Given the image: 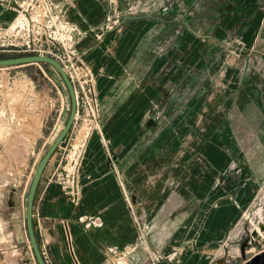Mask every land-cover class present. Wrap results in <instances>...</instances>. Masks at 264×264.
<instances>
[{
  "label": "rangeland",
  "instance_id": "1",
  "mask_svg": "<svg viewBox=\"0 0 264 264\" xmlns=\"http://www.w3.org/2000/svg\"><path fill=\"white\" fill-rule=\"evenodd\" d=\"M21 2L10 1L18 8ZM105 11L147 27L140 33L120 28L128 67L125 76H115L112 92L99 91L97 76H87L91 92L83 98L78 92L80 120L65 146V162L73 172L83 149L73 153L74 143L82 131L85 137L103 134L109 149L116 147L143 240L150 248L162 246L170 232L174 246L177 223L212 187L229 176L241 179L247 168L264 167V0H106ZM107 25L105 19L104 33L118 31ZM13 74L19 92L35 84L48 125L58 121V133L70 100L57 72L45 64L0 68L2 92ZM129 98L137 100L121 101ZM23 142L8 143L0 176H23L35 161L32 147L21 149ZM263 195L264 185L254 206L264 203ZM244 225L234 239L239 242L227 244L232 250L239 251Z\"/></svg>",
  "mask_w": 264,
  "mask_h": 264
},
{
  "label": "crops",
  "instance_id": "2",
  "mask_svg": "<svg viewBox=\"0 0 264 264\" xmlns=\"http://www.w3.org/2000/svg\"><path fill=\"white\" fill-rule=\"evenodd\" d=\"M10 1L0 0L1 42L12 38V33L6 32L21 10L12 6ZM51 1L62 8L66 20L76 28L73 51L79 65L87 67L93 77L97 76L99 91L114 90L112 85L116 84L113 83L115 76H125L124 72L127 73L128 67L126 49L122 47L125 34L121 33L120 28H126L124 32L131 28V32L140 33L139 30L147 25L143 21L131 23L125 16L120 17L119 24L114 27L118 31L104 33L106 0ZM64 6L68 8L64 10ZM59 49L58 45L54 47V50ZM2 86L0 84V88ZM11 86L15 87L14 81ZM3 93L0 89V96ZM127 100L133 103L137 99H121ZM2 104L1 101L0 106ZM79 112L78 105L75 122L46 165L35 198V233L47 264H110L106 256L108 247L125 248L136 244L142 235V222L136 212L131 211L120 182L122 180L126 185L120 173L122 169L116 147L114 145V150H110L103 134L102 137H89L90 131L85 137L86 131L80 133L74 143L73 153L78 150L80 152L81 147L83 149L78 154L79 164L76 162L77 167L75 164V170L70 172V163L65 162V146L80 120ZM48 121L49 116L42 113L35 136L30 144L24 142L21 148L28 150L32 147L31 153L37 156L29 167H25V173L22 174L24 181L33 168L35 171L41 156L57 134L54 130L58 121L50 126ZM110 121L119 122L120 119ZM7 145L9 144H5V149ZM5 168L8 170L7 166ZM6 169L2 170L1 167L2 175L7 172ZM16 172L11 174H19V171ZM244 173L241 179L229 176L212 187L205 197H200L202 202L177 223L178 238L172 240L174 246L168 243L169 232L160 241L162 246L149 247L150 257H153L152 253L160 251L162 258L149 260L147 252L140 249L133 255L131 264H242L245 258L240 248L235 251L227 244L229 241H239L234 239L241 234L240 222L244 224L245 215L252 210L264 185V167L247 168ZM0 178L10 183L8 178ZM4 200L1 193L0 264H38L33 249L29 248L28 238L23 246L17 245L10 218L13 209L8 208L3 203ZM81 217L99 218L102 225L87 228L80 221ZM254 219L255 217L251 222ZM226 248H229L228 253ZM256 252V248H249L245 252L246 258L249 259ZM225 257L228 258L223 261Z\"/></svg>",
  "mask_w": 264,
  "mask_h": 264
},
{
  "label": "built area",
  "instance_id": "3",
  "mask_svg": "<svg viewBox=\"0 0 264 264\" xmlns=\"http://www.w3.org/2000/svg\"><path fill=\"white\" fill-rule=\"evenodd\" d=\"M31 1L33 2V0ZM36 1L37 0H35V2ZM42 1L46 7L45 14H42L32 4L26 6H32V11L35 12V14H33L31 33L28 30V22L25 21V23H21L17 33H13L11 35V39H7L4 42L0 41V52L12 51L23 54H47L54 56L61 62L67 71L74 84L79 101V91L82 93V98L83 95H86L87 91L91 92V87H89L87 79V76L91 75V71L87 67L82 68L75 58L73 43L75 41L74 33L76 32V28L69 23L68 20H66L62 8L58 4L52 2L51 0ZM26 7H20L21 10L19 14ZM133 8L134 6L130 7V9ZM119 20V15L114 13H109L108 16H106L108 28H114L117 26L119 24ZM11 28L10 30H7L6 33L11 34V32H13L11 31ZM57 45L60 48L59 51L54 50V47ZM1 68L6 69L11 67ZM15 76L16 75L14 74L11 75L8 79L7 85L5 86L4 93L1 94L3 104L0 106V157L5 154V144L9 143L13 138H19L27 143L33 139L43 113V104L41 103V97L36 93L35 84L31 81L28 83L29 89L26 93L25 90L24 92H19V89L21 91L22 87L19 86V82ZM11 80L15 83L14 88L10 84ZM15 91L17 93H15ZM16 94L20 95V97ZM25 94L28 95L27 102L21 100ZM21 105L22 110L20 109ZM44 116L47 117L48 114H44ZM8 181L19 183L20 187L23 189L22 196L26 194L28 179L24 181L22 176H19L18 174H11V176L9 175ZM120 182L129 207L131 211L135 213V207L127 186L122 180H120ZM80 221L84 222L87 228L102 225V221L99 218L88 219L81 217ZM241 224L242 222H240V225ZM142 235L136 244H132L125 248H119L117 246L108 247L106 250V256L110 264H131L133 255L140 249L145 250L150 257L151 252L149 250V246H147L146 242L143 240ZM29 248H31V245H29ZM152 254L153 257H150L149 260L156 261L163 257L160 251H156Z\"/></svg>",
  "mask_w": 264,
  "mask_h": 264
},
{
  "label": "water",
  "instance_id": "4",
  "mask_svg": "<svg viewBox=\"0 0 264 264\" xmlns=\"http://www.w3.org/2000/svg\"><path fill=\"white\" fill-rule=\"evenodd\" d=\"M33 2H35V0H33ZM33 14H35V12L32 11V6L24 8L22 12L15 18L11 28V31L13 32L11 33H17L20 24L25 23V21L28 22V30L31 33L33 25ZM35 63L51 66L60 76V79L68 93L70 100L69 114L61 129L41 156L32 176L29 187L26 191V194L22 196L23 189L20 187L19 183L14 181L9 183L1 178L0 194L2 193L4 196L5 200L3 201V203L8 208L13 209L10 218L17 245L23 246L24 244H26L28 238L38 264H47L37 241L33 219V208L39 184L44 174L46 165L48 164L57 148L70 132L78 114L79 101L76 89L67 71L65 70L61 62L58 61L54 56L47 54H19L15 56L0 57V68ZM10 83L11 85H13V80H11ZM262 199L264 200V197H262ZM252 217H255L253 222H251ZM263 246L264 203L260 202L259 204L254 206L247 215H245V225L243 227L242 238L240 241V251L242 253V256L245 258V261L242 264H264ZM251 247L256 248L257 252L254 253L249 259H247L245 252ZM225 251L228 253L229 248H226ZM227 258L228 257H225L223 261H226Z\"/></svg>",
  "mask_w": 264,
  "mask_h": 264
},
{
  "label": "bare ground",
  "instance_id": "5",
  "mask_svg": "<svg viewBox=\"0 0 264 264\" xmlns=\"http://www.w3.org/2000/svg\"><path fill=\"white\" fill-rule=\"evenodd\" d=\"M39 1L41 2V0H38V2L33 3L31 0H29L28 2H26L25 0H22L21 5L26 7L29 4H32L34 7H36L42 14H45L46 12V8H42L41 4H39ZM5 244V243H4ZM3 244V245H4ZM7 245V243H6ZM2 247V246H1ZM8 248V247H7Z\"/></svg>",
  "mask_w": 264,
  "mask_h": 264
}]
</instances>
